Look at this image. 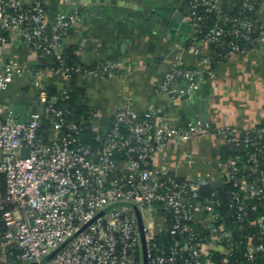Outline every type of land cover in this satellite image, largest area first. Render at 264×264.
<instances>
[{
  "label": "built area",
  "instance_id": "obj_1",
  "mask_svg": "<svg viewBox=\"0 0 264 264\" xmlns=\"http://www.w3.org/2000/svg\"><path fill=\"white\" fill-rule=\"evenodd\" d=\"M185 1L193 36L211 42L213 50L203 57L208 75L180 62L170 67L159 90L174 98L198 89L215 76L214 63L244 52L264 33L254 14L258 0H236L232 8L220 0ZM77 16L76 11L49 19L41 0H0V92L18 66L4 57L10 30L65 79L61 92L44 90L47 117L38 111L26 119L2 115L0 105V264H140L137 211L144 223L147 264H264L258 258L264 253V213L258 216L260 234L247 235L246 242L235 238L257 207L246 198L264 201V146L230 161L227 177L239 186L230 191L228 214L235 218L230 223L218 207V188L206 176L182 177L166 164L152 163L171 140L183 143L207 133L203 118L173 125L152 111L121 105L97 136L99 145L87 143L85 120L59 100L69 97L72 72L113 76L117 66L67 63L61 46ZM217 132L229 143H258L264 125ZM186 161L196 162L189 153ZM203 185H209L207 194L200 190ZM198 212L207 219L198 222ZM244 242L245 260H240L237 246Z\"/></svg>",
  "mask_w": 264,
  "mask_h": 264
},
{
  "label": "crops",
  "instance_id": "obj_2",
  "mask_svg": "<svg viewBox=\"0 0 264 264\" xmlns=\"http://www.w3.org/2000/svg\"><path fill=\"white\" fill-rule=\"evenodd\" d=\"M41 1L49 19L59 13L79 14L62 42V50L87 65L117 66L113 76L85 72L76 76V84L91 107L88 128L94 137L109 127L121 105L152 111L169 118L173 125L203 118L209 124L207 133L183 143L171 140L154 154L152 163L166 164L182 177L204 175L210 184L218 179L225 181L229 163L221 161V153L230 143L217 132L218 128L243 131L264 125V33L244 52L230 53L214 63L215 76L208 77L198 89L174 98L159 90V82L170 67L180 62L199 67L208 75L203 57L213 50L211 42L193 36L192 28L190 32L178 29L171 37L151 19L153 11L168 7L181 9L189 21L178 0ZM220 1L226 8L236 2ZM257 16L264 25V0L259 2ZM4 57L17 60L18 66L12 81L0 92L2 115L11 113L26 119L38 111L47 117L44 90L61 92L65 79L53 72L50 63H41L15 30L9 31ZM187 153L195 158V163L186 161ZM262 178L264 186V174ZM197 216L198 222L207 219L200 212Z\"/></svg>",
  "mask_w": 264,
  "mask_h": 264
},
{
  "label": "trees",
  "instance_id": "obj_3",
  "mask_svg": "<svg viewBox=\"0 0 264 264\" xmlns=\"http://www.w3.org/2000/svg\"><path fill=\"white\" fill-rule=\"evenodd\" d=\"M179 3L181 4L183 9H186L185 5H186V1L185 0H178ZM258 2H260V0H258ZM255 17L258 19L257 16V10L256 12H254ZM258 21L260 22V20L258 19ZM64 55L66 58V61L68 64L70 65H82V66H86L87 64L82 63L80 61H75L74 59V54L69 52V51H64ZM78 72H72L71 74V78L69 81V97L65 98V99H61L59 100L60 103H62L65 106H68L74 116L80 118V119H84L85 120V125L83 128V134H84V139L87 143H90L91 145H93V147H96L99 145V142L97 140V137L95 135L94 137V133L88 128V125L90 124V120L92 117V112H91V107L88 105V103L86 102V98L84 96L83 91L79 88V86H77L76 84V76H77ZM50 94L53 93V90H50L49 92ZM93 141V142H92ZM264 146V137L258 142H249V143H245V144H237V143H230V146L225 147L222 150L221 153V161L223 162H228V168L230 167V161L236 157V155H240L243 158H246L248 153L251 151H254L256 148H258L259 146ZM264 168V166H262ZM264 171V169H263ZM264 174V172H263ZM225 185L223 188H218V196L219 198H221L220 204L218 205L220 211H222L223 213L226 214V217L228 218V221L230 223H234L235 222V218H232L231 216H229L228 211L230 210L231 206V194L230 191L234 188H238L239 186H236L233 184L232 181H230L228 179V177L226 176L225 178ZM242 192L245 194V190L244 188H241ZM247 202L249 203H256L257 207L254 210H250L248 213V216L245 217L244 219V227L241 230L236 229L235 230V238L236 239H241L244 238V240L246 239V236L249 234H253L255 237L260 234V227H259V221H258V216L262 213H264V201L257 199V198H253V199H248L246 198ZM246 242V240H245ZM245 242L242 244H239L237 246L238 248V255L240 257V260H245L243 258V250H245ZM258 258L259 260L264 259V253L263 252H259L258 253Z\"/></svg>",
  "mask_w": 264,
  "mask_h": 264
},
{
  "label": "water",
  "instance_id": "obj_4",
  "mask_svg": "<svg viewBox=\"0 0 264 264\" xmlns=\"http://www.w3.org/2000/svg\"><path fill=\"white\" fill-rule=\"evenodd\" d=\"M184 17H185V12H183L181 9L176 10L173 8L165 7L153 11V15L151 19L155 23L159 24L158 28L160 30L168 31L172 35L171 37H174L173 35H175L178 29L186 32H190L192 28V24L191 22L185 20ZM23 151H24V155H26L27 148H23ZM210 186L214 188H223L224 182L222 181V179H218L211 182ZM200 190L203 194H207L209 190V185H203ZM138 212L139 211H137V214Z\"/></svg>",
  "mask_w": 264,
  "mask_h": 264
},
{
  "label": "rangeland",
  "instance_id": "obj_5",
  "mask_svg": "<svg viewBox=\"0 0 264 264\" xmlns=\"http://www.w3.org/2000/svg\"><path fill=\"white\" fill-rule=\"evenodd\" d=\"M139 215V224L141 226V235H140V239H139V259H140V264H147L148 263V259H147V255H146V251H147V246H146V236H145V231H144V223L142 220V216L141 213L138 212ZM20 264H37L34 261H29V260H25Z\"/></svg>",
  "mask_w": 264,
  "mask_h": 264
}]
</instances>
